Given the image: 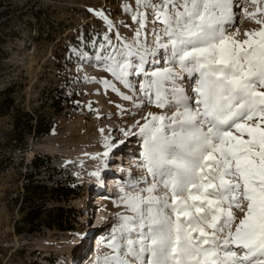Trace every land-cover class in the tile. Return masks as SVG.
<instances>
[{
    "label": "snow or ice",
    "instance_id": "1",
    "mask_svg": "<svg viewBox=\"0 0 264 264\" xmlns=\"http://www.w3.org/2000/svg\"><path fill=\"white\" fill-rule=\"evenodd\" d=\"M135 5H124L138 25L133 41L106 36L96 57L125 87L142 76L150 101L177 108L170 117L150 114L139 128L143 165L170 196H153V184L147 197L122 198L134 216L114 230L112 264H128L121 251L138 264H264V25L241 43L225 34L230 0Z\"/></svg>",
    "mask_w": 264,
    "mask_h": 264
},
{
    "label": "rangeland",
    "instance_id": "2",
    "mask_svg": "<svg viewBox=\"0 0 264 264\" xmlns=\"http://www.w3.org/2000/svg\"><path fill=\"white\" fill-rule=\"evenodd\" d=\"M237 1L230 0L233 24L229 26L226 23L224 29L226 35L242 43L247 39L245 33L259 31L264 25V0ZM4 5L0 9V12H6L2 17L4 41L0 49L7 56L4 61L0 60V91L13 88L15 113L20 119L21 128L25 127V113L34 120L24 138L18 143L12 142L7 148L11 160H4L0 164V264L25 261L41 264H112L113 257L117 255L110 247L114 230L121 227L122 218L134 216L122 198L138 194L147 197L149 194L145 189L153 184L156 187L153 196H170V192H166L158 182L159 178L154 180L149 172L144 173L147 180L136 185L135 178L130 183L125 176L133 172L140 177L142 170L145 171L142 156L144 138L139 128L146 120L138 123L137 118H144L150 110H156L157 116L170 117L177 108L171 105L157 107L154 97L150 101L140 91L138 80H143L142 76L129 77L131 86L121 93L124 85L104 71L96 57L106 36L112 44L117 43V33L124 41H133L138 25L125 11L124 5L135 8V0H5ZM151 19L149 16V21ZM106 20L112 26L111 31ZM153 29L154 25L149 22L145 29L149 45L153 43ZM155 30L159 31V28ZM144 39L142 34L141 40ZM165 66L163 63L157 65ZM103 81L114 85L115 90L105 87ZM183 86L192 96L187 77L183 80ZM126 93L132 96L134 104L141 103L137 115L112 117L104 112L110 108L106 102L109 94L123 101ZM90 105L102 111V114H89L90 120H84ZM11 128V116L0 118L1 133ZM45 129L47 132L44 135L36 133ZM104 129H108L106 133ZM133 134L137 137H132ZM137 138L140 140L137 141ZM121 143L125 145V157L119 162L116 158L119 157L117 150L121 152ZM106 144H110L111 148ZM129 147L133 153L126 152ZM85 156L86 159L83 158ZM91 157L96 160L95 169L92 172L81 170L79 166ZM42 160H46L47 164L35 170L32 162L39 164ZM112 165L116 170L111 168ZM109 172L113 174L108 175ZM27 175L49 186L65 183L77 188L75 195L66 199L53 197L46 198L44 202L46 211L57 208L65 211L63 230L53 224L50 229L42 226L32 234L15 233L14 225L23 216L16 199L20 201ZM115 176L117 179L114 182L107 179ZM93 178L97 179L89 185ZM99 179V185L104 180V192L99 191L100 186L97 187ZM110 183L112 185L109 187ZM90 189L92 191L88 193ZM96 195L102 197L103 204L97 207L95 215H89L86 219L85 209L88 205L92 206V201L98 200L93 198ZM238 216H242V213L238 212ZM97 219H105L104 222L100 221V230L98 224L95 225ZM85 220L86 225L94 224V229H91V224L83 230ZM88 234L91 235L83 254L82 247ZM123 247L124 241H121ZM79 252L83 257L76 259ZM119 255L128 264H138L131 255L125 256L123 251ZM15 256H20L19 262L15 261Z\"/></svg>",
    "mask_w": 264,
    "mask_h": 264
},
{
    "label": "trees",
    "instance_id": "3",
    "mask_svg": "<svg viewBox=\"0 0 264 264\" xmlns=\"http://www.w3.org/2000/svg\"><path fill=\"white\" fill-rule=\"evenodd\" d=\"M4 4L5 0H0V9L5 6ZM5 14L6 12H0V45L4 41L2 39L4 34V21L2 20V17L5 16ZM2 53L3 52L0 49V60L4 61L7 55H3ZM13 94L14 90L10 87L0 91V118L11 116L12 124V128L10 130L3 133L0 132V164L4 160H11V155L6 152L7 148L12 142L18 143L24 138L26 132L31 130V124L34 120L33 117L25 113V127H20V119L15 113L16 104ZM34 123H36V121H34ZM46 132V129L43 131H36L38 135H44ZM44 164H47L46 160L40 161L39 164H35V161L32 162V166L35 170H37L40 165ZM25 179L27 182L22 186L23 194L19 198L20 201L16 199V202H19V209L23 213V216L20 222H16L14 225L15 233L21 234L23 232H27L32 234L34 232H38L42 226L50 229L53 224H57V228L63 230L64 227L62 224L64 222L65 211L60 208H57L53 211H46L44 202H46V198L51 199L53 197L56 199H66L75 195L77 188L65 183H56L55 185L49 186L37 180H33L32 177L28 175L25 177ZM19 260L20 256H15V261L19 262ZM19 264L41 263H37L36 261H25L20 262Z\"/></svg>",
    "mask_w": 264,
    "mask_h": 264
},
{
    "label": "bare ground",
    "instance_id": "4",
    "mask_svg": "<svg viewBox=\"0 0 264 264\" xmlns=\"http://www.w3.org/2000/svg\"><path fill=\"white\" fill-rule=\"evenodd\" d=\"M239 2H243V0H238L237 1V3H239ZM236 3V4H237ZM233 24V19H231V22H229L228 23V25L229 26H231ZM186 81V80H185ZM187 82H189V80L187 79ZM188 84V83H187ZM128 90V87H122L121 89H120V92L121 93H123V92H125V91H127ZM127 94V97H128V99H125V100H123V101H120L118 98H115L114 96V94H109V96H107L106 97V102H108L109 104H110V108L108 109V110H105L104 112H106V113H109V115L110 116H112V117H115L116 115H118V116H128V117H132L133 115L135 116V115H137L138 114V112H139V110H140V104H138V103H133V101L131 100V97L130 96H128V93H126ZM93 105H90L88 108H87V113H86V116H85V118H84V120H90L89 119V114H95L96 116H98V115H100V114H102V111H100V110H98L97 108L96 109H93ZM150 114H158V112H156V110L155 111H152V110H150L147 114H145V116H144V118H141V117H138L137 118V120H138V122L139 123H141V122H145V118L147 117V118H150ZM107 130L108 129H104V131H105V133L107 132ZM132 137H137V135L136 134H133L132 135ZM140 139L139 138H137V141H139ZM112 141H114V140H112ZM111 140L109 141V142H112ZM125 145H124V143H121L120 145H119V149H121V152H123V149H125V148H123ZM130 149V150H129ZM126 152H131V153H133V150H132V148H128V150L126 151ZM83 158H87L86 156L85 157H83ZM129 161L131 160V159H128ZM86 163H84V164H82V165H80L79 166V168L81 169V170H84L85 172H92L94 169H95V164H96V160L93 158V157H91L88 161H85ZM144 167V166H143ZM111 168H113V169H115L114 168V166L112 165L111 166ZM112 169V170H113ZM116 170V169H115ZM144 170L145 171H143L142 170V172H141V176L139 177H136V174L135 173H133V172H128V174L125 176V180H127L128 182H133V180H135L136 182H134V185H136V184H141V183H144L145 181H144V179L145 180H147L145 177H144V175H147V174H144L145 172H148L147 170H146V168L144 167ZM108 172V171H107ZM104 174H105V172H104ZM110 174H113V173H111V172H109V174L108 175H110ZM133 178H135V179H133ZM94 179V180H93ZM92 179V181L90 180L89 182H88V184L89 185H92V184H94V181L97 179V178H93ZM107 179H109V180H113V182L117 179V177L115 176L114 178H107ZM104 182V180L102 181V185H99V183H100V179L97 181V187H99L100 186V189H99V191H105L104 190V186H103V183ZM126 182V181H125ZM148 184V183H147ZM112 184L110 183V185H109V187L111 186ZM102 186V187H101ZM92 190L90 189V191L88 192V193H90ZM88 197V196H87ZM96 197L97 198H102L100 195H96ZM88 199H89V197H88ZM87 200V198H85V203L87 202L86 201ZM89 204V203H88ZM85 205V204H84ZM89 206V205H88ZM86 207V205L84 206V208ZM86 210V214L85 215H87V217L85 216V218L86 219H88V212H87V209H85ZM95 215V214H94ZM98 217V216H97ZM100 221H105V219H97V222H96V224H98V230H100L101 229V227H102V225L100 224ZM87 224V220H85V222L82 224V228H83V230L84 229H86V228H88V227H90V225L92 224H89V225H86ZM100 232V231H99ZM90 235L91 234H88L86 237H85V241H84V245H83V254L85 253V249L84 248H86V246H87V239L90 237ZM96 237V236H95ZM81 251V250H80ZM83 254L81 255V252H79L77 255H76V259H78V258H80V257H83ZM81 260H82V258H81ZM88 262H86V264H87Z\"/></svg>",
    "mask_w": 264,
    "mask_h": 264
}]
</instances>
